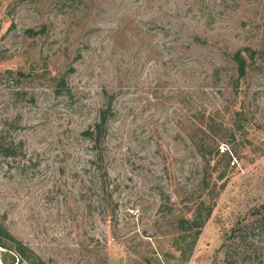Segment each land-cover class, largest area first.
Returning <instances> with one entry per match:
<instances>
[{
  "label": "rangeland",
  "instance_id": "1",
  "mask_svg": "<svg viewBox=\"0 0 264 264\" xmlns=\"http://www.w3.org/2000/svg\"><path fill=\"white\" fill-rule=\"evenodd\" d=\"M109 97L100 161L82 132ZM0 135L27 166L0 168V222L45 264H264V0H0Z\"/></svg>",
  "mask_w": 264,
  "mask_h": 264
},
{
  "label": "trees",
  "instance_id": "2",
  "mask_svg": "<svg viewBox=\"0 0 264 264\" xmlns=\"http://www.w3.org/2000/svg\"><path fill=\"white\" fill-rule=\"evenodd\" d=\"M194 42L196 44H203L204 41L195 37ZM246 53H248L249 57L252 59L255 51L246 48ZM250 53V54H249ZM248 58L245 57L242 50H236L231 54V62L235 66L237 73V80L241 79L246 75L247 68L249 67ZM9 75L13 76L14 73L12 71L7 72ZM15 75L21 80L28 76L23 72H17ZM237 82V81H236ZM57 90H67L65 85V81L63 79L59 80L56 85ZM15 97H23L25 93L15 92ZM239 116V114H237ZM115 112L112 104L111 97L107 100V104L99 110L98 120L93 124V126L87 128L82 132V136L87 139L91 144V149L98 155V159L102 161V146L105 144V140L108 134V126L109 122L114 118ZM232 130L231 124H224L223 122L216 123L212 118H209L204 123L199 124L197 131L211 134V139L208 136L207 140L200 144V148L208 147L210 149V153L215 155H219L222 158L228 155V150L224 151V149H220L221 154L218 152L219 142L230 135ZM25 156L23 154V145L22 142H15L13 139L8 140L3 135H0V168L2 165L6 166V171L9 172L12 169V165L18 162V171L24 172L27 169L25 164L21 163V159ZM227 157V156H226ZM227 162H230V157H227ZM18 160V161H17ZM102 190H106L105 194L108 192V173L103 172L102 175ZM105 197V196H104ZM110 199L112 195H109ZM116 207V205L114 206ZM214 204L205 205V201L202 199L196 206L195 210L191 212L190 218L186 220H182L180 223L185 224L182 230L183 233H187L188 236H183L182 241L186 238L190 239L187 247L180 251L183 259L182 261L187 260L193 252L194 246L198 237L201 233V229L204 227L206 222L211 216L213 211ZM185 231V232H184ZM0 248L1 256L0 262L1 264H21L25 262L27 264H45V262L26 244L22 243L19 239H17L10 230L0 222ZM178 249L181 250L178 246ZM147 263V262H146Z\"/></svg>",
  "mask_w": 264,
  "mask_h": 264
},
{
  "label": "water",
  "instance_id": "3",
  "mask_svg": "<svg viewBox=\"0 0 264 264\" xmlns=\"http://www.w3.org/2000/svg\"><path fill=\"white\" fill-rule=\"evenodd\" d=\"M0 264H1V262H0Z\"/></svg>",
  "mask_w": 264,
  "mask_h": 264
}]
</instances>
